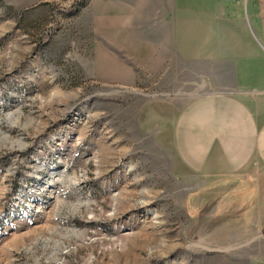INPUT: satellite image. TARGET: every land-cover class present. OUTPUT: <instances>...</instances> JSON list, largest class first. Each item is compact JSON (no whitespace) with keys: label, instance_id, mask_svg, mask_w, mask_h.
Segmentation results:
<instances>
[{"label":"rangeland","instance_id":"1","mask_svg":"<svg viewBox=\"0 0 264 264\" xmlns=\"http://www.w3.org/2000/svg\"><path fill=\"white\" fill-rule=\"evenodd\" d=\"M165 7L0 0V264H252L231 210L202 215L180 176L173 126L207 87ZM36 162L50 215L4 236Z\"/></svg>","mask_w":264,"mask_h":264},{"label":"crops","instance_id":"2","mask_svg":"<svg viewBox=\"0 0 264 264\" xmlns=\"http://www.w3.org/2000/svg\"><path fill=\"white\" fill-rule=\"evenodd\" d=\"M158 3L169 5V43L179 56L188 44L184 57L202 69L207 87L173 126L180 176H197L192 194L201 214L231 210L235 230L253 248L250 262L264 264V0Z\"/></svg>","mask_w":264,"mask_h":264},{"label":"built area","instance_id":"3","mask_svg":"<svg viewBox=\"0 0 264 264\" xmlns=\"http://www.w3.org/2000/svg\"><path fill=\"white\" fill-rule=\"evenodd\" d=\"M38 162L42 164L40 161ZM38 162L35 163L38 167V171H26L28 173V177H36L37 181L30 186L20 188L17 195L14 196L13 209L7 216L4 236H7L9 233H13L14 230L16 231L17 229L15 228L23 221L38 220L40 218V214L43 212L48 217L50 215L52 208L49 197L56 193V191L52 188L50 179L48 180L39 175L40 169ZM43 183L45 184L43 185Z\"/></svg>","mask_w":264,"mask_h":264},{"label":"bare ground","instance_id":"4","mask_svg":"<svg viewBox=\"0 0 264 264\" xmlns=\"http://www.w3.org/2000/svg\"><path fill=\"white\" fill-rule=\"evenodd\" d=\"M64 231H65V233H68V232H75L76 231V229H73V228H68V227H65V229H64ZM76 234V233H75ZM58 246V245H57ZM56 247V246H55ZM48 258V257H47ZM60 258V257H59ZM57 261H61L60 259H58Z\"/></svg>","mask_w":264,"mask_h":264}]
</instances>
